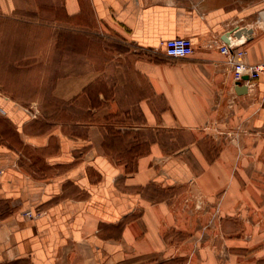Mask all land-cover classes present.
I'll return each instance as SVG.
<instances>
[{
    "label": "crops",
    "instance_id": "obj_1",
    "mask_svg": "<svg viewBox=\"0 0 264 264\" xmlns=\"http://www.w3.org/2000/svg\"><path fill=\"white\" fill-rule=\"evenodd\" d=\"M35 2L130 46L69 62L46 123L0 90V264H264V77L237 92L219 51L232 35L264 61V17L236 20L264 0ZM174 37L194 53L165 55Z\"/></svg>",
    "mask_w": 264,
    "mask_h": 264
},
{
    "label": "rangeland",
    "instance_id": "obj_2",
    "mask_svg": "<svg viewBox=\"0 0 264 264\" xmlns=\"http://www.w3.org/2000/svg\"><path fill=\"white\" fill-rule=\"evenodd\" d=\"M256 1L259 0H236L237 4ZM17 2L22 10L11 15L0 10V90L24 100L21 104L37 112L46 123L51 120L48 118L51 112L67 110L66 104L51 98L50 87L58 75L74 71V67L69 68V62L76 59L78 69L83 70L85 57L88 62L92 59L97 64L105 57L100 54V48L126 49L130 44L98 26L84 28L66 22L45 21L35 12V0ZM239 9L242 13L236 15L238 21L264 17V5L252 6L253 11L247 16L242 7ZM69 47L75 48L77 54H71ZM87 47L96 50L95 53L78 54ZM235 138L238 140L237 135ZM245 156L253 157L254 152L246 151ZM261 170L264 176V168Z\"/></svg>",
    "mask_w": 264,
    "mask_h": 264
},
{
    "label": "built area",
    "instance_id": "obj_3",
    "mask_svg": "<svg viewBox=\"0 0 264 264\" xmlns=\"http://www.w3.org/2000/svg\"><path fill=\"white\" fill-rule=\"evenodd\" d=\"M243 40L235 39L232 35L228 36V41L219 45L220 53L229 58L232 66L233 81L244 83L247 88L253 87L255 81L264 77V61L250 64L244 61L245 51L241 48ZM164 53L167 56L183 58L191 56L194 53L193 42L187 37H174L164 40L161 43ZM248 79H243L244 76ZM25 215L31 217L32 213L26 212Z\"/></svg>",
    "mask_w": 264,
    "mask_h": 264
},
{
    "label": "water",
    "instance_id": "obj_4",
    "mask_svg": "<svg viewBox=\"0 0 264 264\" xmlns=\"http://www.w3.org/2000/svg\"><path fill=\"white\" fill-rule=\"evenodd\" d=\"M251 28H247V27H241V28H238L235 32H234V34L236 35V36H240L241 35V33L242 32H248V33H251ZM227 40H228V37H227ZM243 79H248V76H244L243 77ZM236 91L237 92H245L246 91V87L243 85V84H241L240 82H237V84H236Z\"/></svg>",
    "mask_w": 264,
    "mask_h": 264
}]
</instances>
